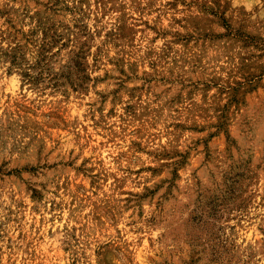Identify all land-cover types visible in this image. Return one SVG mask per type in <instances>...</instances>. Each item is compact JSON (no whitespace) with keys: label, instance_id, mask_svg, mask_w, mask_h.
Instances as JSON below:
<instances>
[{"label":"rangeland","instance_id":"1","mask_svg":"<svg viewBox=\"0 0 264 264\" xmlns=\"http://www.w3.org/2000/svg\"><path fill=\"white\" fill-rule=\"evenodd\" d=\"M0 264H264V0H0Z\"/></svg>","mask_w":264,"mask_h":264}]
</instances>
